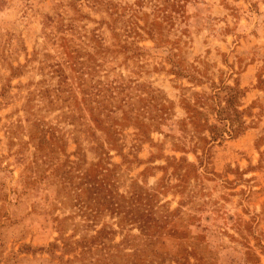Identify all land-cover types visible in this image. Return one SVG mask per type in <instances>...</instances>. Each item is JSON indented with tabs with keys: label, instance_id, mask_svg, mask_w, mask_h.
Instances as JSON below:
<instances>
[{
	"label": "rangeland",
	"instance_id": "obj_1",
	"mask_svg": "<svg viewBox=\"0 0 264 264\" xmlns=\"http://www.w3.org/2000/svg\"><path fill=\"white\" fill-rule=\"evenodd\" d=\"M0 264H264V0H0Z\"/></svg>",
	"mask_w": 264,
	"mask_h": 264
}]
</instances>
